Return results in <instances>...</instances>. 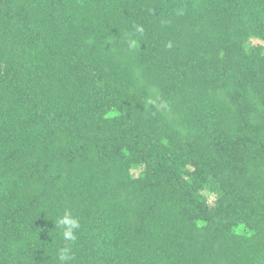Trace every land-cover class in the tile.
<instances>
[{
    "label": "trees",
    "instance_id": "trees-1",
    "mask_svg": "<svg viewBox=\"0 0 264 264\" xmlns=\"http://www.w3.org/2000/svg\"><path fill=\"white\" fill-rule=\"evenodd\" d=\"M0 264H264V0H0Z\"/></svg>",
    "mask_w": 264,
    "mask_h": 264
},
{
    "label": "clouds",
    "instance_id": "clouds-1",
    "mask_svg": "<svg viewBox=\"0 0 264 264\" xmlns=\"http://www.w3.org/2000/svg\"><path fill=\"white\" fill-rule=\"evenodd\" d=\"M183 10H181L182 14ZM57 228H62V237L66 242L65 246L59 249L60 261H67L72 258V247L71 245L77 240V230L81 228V223L78 218L73 216L64 215L63 217H57L55 220ZM63 225H71V228L64 229Z\"/></svg>",
    "mask_w": 264,
    "mask_h": 264
}]
</instances>
